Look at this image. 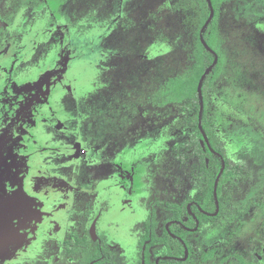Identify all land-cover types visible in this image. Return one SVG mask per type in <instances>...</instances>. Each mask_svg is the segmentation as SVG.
<instances>
[{"label": "flooded vegetation", "instance_id": "obj_1", "mask_svg": "<svg viewBox=\"0 0 264 264\" xmlns=\"http://www.w3.org/2000/svg\"><path fill=\"white\" fill-rule=\"evenodd\" d=\"M53 2L57 5L52 7ZM38 4L49 16L50 12L55 11L57 19H53L54 22L49 25L54 28L49 36L32 34L25 38V48H34L32 42L37 39L42 47L39 56L32 61L29 60V51L25 50L24 55L19 48L14 52H9V49L15 37L25 33V26L15 27L18 13L25 11V7ZM88 5L96 9L92 2ZM117 7L124 12L128 9L133 14L134 9L127 8L125 4L118 3ZM175 8L185 13L189 10V15L186 14L187 30L194 39L193 20L196 13L191 9L189 0H177ZM110 9L109 2H106L104 10L108 16ZM71 10L76 13H68L72 20L67 21V18H62L64 12L61 11L60 1L19 0L17 9L0 13V206L4 207L6 203L5 211L10 219L6 225L0 223V245L7 238V248L12 249L9 258L25 259L29 264H42L44 261L52 264L61 260L82 264L86 250V257L96 254L106 264H264V243L257 242L259 247L256 249L233 244L234 233L243 226V222L239 221L242 214L251 208H264V180L261 186L246 187L245 193L240 192L242 188L234 186L216 189L215 197L214 183L212 188L206 185V173L196 170L200 167L198 156L187 146L192 126L177 123L180 114L173 103L165 105L168 107L158 103L157 91L162 84L155 89L149 102L165 109V120L170 119L171 114L175 115L168 126H176L177 129L181 126L184 131L185 138L174 145H186L179 149L184 152V161L175 155L173 146L174 158L170 163L157 160L140 178L142 185L137 186V191L141 190L143 195L135 204L141 208L142 222L137 221L132 227L137 231L135 236L126 239L122 232L117 231L118 226L109 225L111 223L102 221L98 225L99 216L90 207V198L78 195L87 196L90 187L88 182L85 184L81 181L76 163L89 159L95 151H92V144L77 151L80 139H76L82 130L72 123V117L81 113L83 106L75 92L77 83L67 76L70 59L65 56L66 52H70L72 60L88 61L79 54L83 49L77 52V46L79 42L87 41L90 26L80 22L84 30L73 33L79 24V20H74L80 19L84 13L75 7ZM89 17H95V12ZM101 24L108 26L110 34L133 31V27L126 28V23H121V30L116 31L114 28L117 24L114 22L111 25ZM219 28L218 24L217 36ZM61 33H64V37ZM95 35L100 38L99 33H94L89 40L97 41ZM49 61H53L54 65L48 66L46 63ZM189 65L190 62L185 71ZM29 83H33L32 89L28 87ZM213 93L212 90L209 104L212 98L216 107L221 106L218 96L212 97ZM31 96L33 99L30 102ZM114 97L104 96L107 110L111 109L110 103ZM30 103H33L32 107ZM171 106L175 108L174 111L170 110ZM231 112L237 122L235 126H244L235 116L238 110ZM16 113L15 119L13 115ZM216 130L224 139L222 128ZM41 132L48 138L41 139ZM201 140L199 144L204 151L208 146L202 144ZM103 143L95 149L96 157L103 152ZM82 154L87 156L83 157ZM161 157L163 159L164 155ZM204 159L208 163V159ZM64 164H69V168L63 169ZM164 165L169 170L164 169ZM87 176H92L90 171ZM129 178L130 174L126 172L124 188ZM157 178L167 179L169 185L163 188L157 186ZM16 193L20 196L14 199ZM211 199L213 204L210 203ZM223 227H232L226 238H221ZM232 239L235 249L223 253ZM31 259L39 261L33 262ZM12 261L9 260L8 264ZM90 263L94 264L95 260Z\"/></svg>", "mask_w": 264, "mask_h": 264}, {"label": "rangeland", "instance_id": "obj_2", "mask_svg": "<svg viewBox=\"0 0 264 264\" xmlns=\"http://www.w3.org/2000/svg\"><path fill=\"white\" fill-rule=\"evenodd\" d=\"M57 1H60L61 11L64 12L62 18H67V21L72 20L68 13H76L71 10L72 7L84 13L80 19L74 20H79V24L73 33L84 30L80 22L90 26L86 43L78 41L77 46V52L83 49L79 54L88 61L72 60L71 53H65L70 59L67 76L77 83L75 92L83 106L82 112L72 117V123L82 130L76 139H80L77 151L91 144L92 151H95L89 159L76 163L81 181L85 184L88 182L90 187L87 196L78 195L90 198V207L99 216L98 225L103 221L118 226L117 231L130 239L137 232L132 228L134 224L142 222L141 208L135 204L143 195L141 190L137 191V186L142 185L140 178L150 170L153 162L170 163L174 158L173 146L185 138L181 126L179 129L168 126L175 115L171 114L170 119L165 120V109L151 104L149 98L166 78L180 75L190 62L188 54L193 38L187 30L186 14L189 15V10L186 13L176 10L177 0ZM91 2L96 9L88 5ZM106 2L111 7L109 16L104 10ZM118 3L134 9L133 14L128 9L125 12L120 10ZM18 4L19 0H0V13L15 10ZM56 5L55 2L51 4L52 7ZM94 12L95 17H89ZM50 14L52 17L39 4L25 7V11L18 13L15 27L25 26V33L15 37L9 52L19 48L24 55L25 50L29 51V60L38 57L42 51L38 39L32 42L34 48H25V38L32 34L46 37L53 33L54 28L49 25L54 22L53 19H57V13L54 11ZM126 15L132 20L129 21ZM112 22L117 24L114 31L121 30V23H126V28L133 27V31L110 34L108 26L101 23L111 25ZM218 24L217 39L221 45L215 48L223 56L224 62L214 82L215 93L212 97L218 96L220 103L231 111L238 110L235 116L244 124L234 126L233 135L239 140L235 147L228 133L224 130L222 133L227 150L230 151V146L236 149V155L233 156L235 161L232 160V163L238 160V150L245 148L248 151L245 152L247 156L240 163L237 162L238 166L243 165L244 172H241V179L234 185L240 186V192L245 193L246 187L261 186L264 180V0H232L220 10ZM94 33H99L101 39L95 35L97 41H90ZM61 36L64 37V33ZM85 45L89 48L86 49ZM46 64L52 66L54 62ZM28 87L32 89L33 83H29ZM107 95L115 96L109 110L104 99ZM32 99L31 96L30 102ZM170 108L171 111L175 109L173 106ZM16 117L17 113L13 115V118ZM244 135H248V140H242ZM40 138L46 139L48 136L41 132ZM102 143L105 148L96 157L95 149ZM69 164H64L63 169L69 168ZM166 166L164 169H167ZM88 171L92 176H87ZM126 172L130 178L124 188ZM157 179V186L163 188L169 185L167 179ZM78 185L81 184L78 182ZM16 196L20 195L14 194V199ZM6 208V203L4 207L0 206V223L4 225L10 220ZM239 221L243 222V226L234 233V243L232 239L223 253L233 251V244L256 249L259 247L257 242L264 243V208H251L242 214ZM231 228H224L221 238H226ZM6 241L7 238L0 245V264H8L9 260H13L9 264H29L25 259L9 258L12 249L7 248ZM47 263L44 261L42 264ZM55 263L70 264L64 260L52 262Z\"/></svg>", "mask_w": 264, "mask_h": 264}, {"label": "trees", "instance_id": "obj_3", "mask_svg": "<svg viewBox=\"0 0 264 264\" xmlns=\"http://www.w3.org/2000/svg\"><path fill=\"white\" fill-rule=\"evenodd\" d=\"M210 1L214 14L210 22L204 28L202 36L208 46L218 54V59L202 81L201 91L203 107L200 114V120L212 151L207 147L204 151L202 150L199 144V139L202 138V133L198 127L200 98L197 91V85L205 69L211 65L214 60V54L207 50L199 39L200 28L203 26L210 13L207 0H189L190 7L196 14L193 20L195 25V30H193L195 36L189 52L190 65L188 69L180 75L168 78L162 83L157 92L159 105L165 106L169 103H173L174 106H176V112L180 114L176 119L178 124L186 123L188 126H192L190 141L187 143V146L192 149L193 153L197 154L200 167L196 170L206 173V185H208L209 188H212L213 186L214 180L221 166V158L223 159L225 166L217 184V189L219 190L222 187L234 186L241 179L240 174H243L241 173L243 171V165L238 166L237 162L240 163L242 159L247 156L245 155V152L248 151H245V148L243 150H238L239 157L236 156V159L238 160H236L235 163H232V160L235 161L233 156L236 155V149L234 150V147L236 142L239 141L233 135V129L237 123L236 119L229 108L224 107L222 104L221 106L216 107L212 98L210 99L211 103L209 104L210 93L213 90L214 82L223 63V56H220L215 48L216 45H219L216 38L219 12L232 0ZM218 114H220V117ZM217 128H222L221 133L225 129L224 131L228 133V138L233 140L234 147L231 148L230 146V151H228L224 145L220 133L216 130ZM242 140H248V135H244ZM181 146L186 147L185 144H179L178 146H174V151L179 160L184 161V152L179 151ZM214 151L218 152L219 155ZM204 157L208 159V163L205 162ZM210 203L213 204V199L210 200ZM165 234L167 235L166 231ZM190 251H193L192 248H190ZM92 260H95L94 264H106L105 260L98 258L96 254L91 257H86L85 250L83 252L82 264H88Z\"/></svg>", "mask_w": 264, "mask_h": 264}, {"label": "water", "instance_id": "obj_4", "mask_svg": "<svg viewBox=\"0 0 264 264\" xmlns=\"http://www.w3.org/2000/svg\"><path fill=\"white\" fill-rule=\"evenodd\" d=\"M207 2H208V6H209V8H210V13H209V16H208V18L206 19L205 23L203 24V26H202L201 29H200V40H201L202 44L206 47L207 50H209L210 52H213V53H214V60H213L212 64L209 65V66L205 69L204 73L201 75V77H200V79H199V81H198L197 91H198L199 98H200V114H201V110H202V107H203L202 91H201L202 81H203L205 75L211 70V68H212L213 65L217 62V59H218V57H217V55L215 54V52L213 51V49H211V48L208 46V44L206 43V41L204 40V38H203V36H202V32H203L204 28H205V27L207 26V24L210 22V20H211L212 17H213V14H214V10H213V7H212V4H211V1H210V0H207ZM199 118H200V115H199ZM199 129H200V131H201V133H202V140H201V143H202V144L206 143V145L208 146V148H209L210 150H212V148H211V146H210V144H209V142H208L207 136H206V134H205V132H204L202 126H201L200 119H199ZM224 166H225V163H224V161L222 160L221 168H220V170H219V172H218V174H217V176H216L215 182H214V194H215V197H216V195H217V194H216L217 184H218V181H219L220 175H221V173H222L223 170H224ZM216 204H217V207H216V209H217V208H218V201H217V199H216ZM186 251H187V250H186ZM90 264H92V263H90Z\"/></svg>", "mask_w": 264, "mask_h": 264}]
</instances>
